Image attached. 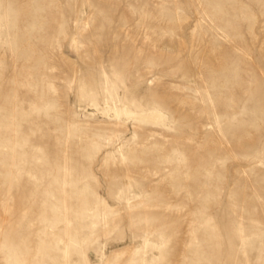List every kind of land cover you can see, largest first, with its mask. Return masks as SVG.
<instances>
[{
    "label": "rangeland",
    "instance_id": "374dc122",
    "mask_svg": "<svg viewBox=\"0 0 264 264\" xmlns=\"http://www.w3.org/2000/svg\"><path fill=\"white\" fill-rule=\"evenodd\" d=\"M0 264H264V0H0Z\"/></svg>",
    "mask_w": 264,
    "mask_h": 264
},
{
    "label": "bare ground",
    "instance_id": "6f19581e",
    "mask_svg": "<svg viewBox=\"0 0 264 264\" xmlns=\"http://www.w3.org/2000/svg\"><path fill=\"white\" fill-rule=\"evenodd\" d=\"M149 114H145V115H142V117H145V118H152L154 120H157L161 117V115L159 114V112H153V113H150L148 112Z\"/></svg>",
    "mask_w": 264,
    "mask_h": 264
}]
</instances>
